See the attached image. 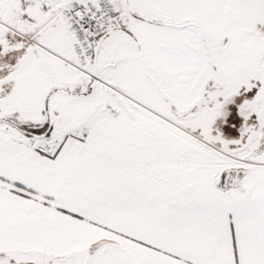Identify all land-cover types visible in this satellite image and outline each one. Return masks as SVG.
Here are the masks:
<instances>
[{"label":"snow or ice","instance_id":"6c2138e0","mask_svg":"<svg viewBox=\"0 0 264 264\" xmlns=\"http://www.w3.org/2000/svg\"><path fill=\"white\" fill-rule=\"evenodd\" d=\"M0 264H264V0H0Z\"/></svg>","mask_w":264,"mask_h":264}]
</instances>
